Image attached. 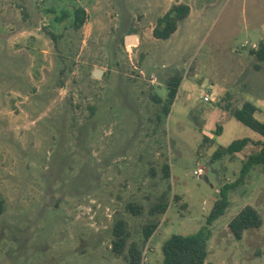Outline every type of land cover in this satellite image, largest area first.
<instances>
[{
    "label": "rangeland",
    "instance_id": "374dc122",
    "mask_svg": "<svg viewBox=\"0 0 264 264\" xmlns=\"http://www.w3.org/2000/svg\"><path fill=\"white\" fill-rule=\"evenodd\" d=\"M181 3L189 15L156 38ZM263 40L264 0H0V264H129L112 248L120 217L142 264H162L171 235L203 227L207 264H264V223L240 240L228 226L247 204L264 218L261 164L207 222L264 141L232 112L250 101L264 121ZM243 138V150L217 152ZM159 202L167 211L152 213Z\"/></svg>",
    "mask_w": 264,
    "mask_h": 264
},
{
    "label": "trees",
    "instance_id": "16d2710c",
    "mask_svg": "<svg viewBox=\"0 0 264 264\" xmlns=\"http://www.w3.org/2000/svg\"><path fill=\"white\" fill-rule=\"evenodd\" d=\"M190 13V6L188 4H175L163 16H161L154 27L153 33L156 38L168 39L178 29V24L181 20L186 18ZM86 11L84 8H77L75 10L74 27L81 28L86 21ZM256 56L264 61V40L260 41L259 48L255 51ZM180 77L177 75L168 82L169 96L171 100L174 98L177 89L180 85ZM257 107L254 103L247 101L241 108L233 109V116L239 121L249 126L264 137V121L256 117L255 113ZM250 142V139L243 138L232 142L226 148L218 149V153L225 152H239ZM261 164L264 167V141L261 142V148L257 153H253L244 162L241 169L240 178L236 183L226 184L221 190V198L217 201L210 215L207 218L208 224H211L218 217L222 216L230 204L228 190L238 182L243 181L250 169L256 165ZM165 175L170 176V165H164ZM178 198V197H177ZM2 208L0 201V209ZM127 210L133 214H140L143 211V206L136 202H129L126 206ZM168 208V203L159 202L152 208V213H165ZM264 223V218L259 210L253 205H245L230 221L229 228L233 233L235 239L240 240L243 237L245 230L250 228L261 227ZM156 224L148 225L144 229L146 237H150L154 231ZM114 239L112 241V248L118 254H123L127 251L129 264H142L143 252L137 241L131 239L129 225L124 217L116 220L113 228ZM210 238V231L208 227H203L197 232L182 235L173 234L163 244V260L162 264H207L209 249L208 240Z\"/></svg>",
    "mask_w": 264,
    "mask_h": 264
},
{
    "label": "water",
    "instance_id": "95a60500",
    "mask_svg": "<svg viewBox=\"0 0 264 264\" xmlns=\"http://www.w3.org/2000/svg\"><path fill=\"white\" fill-rule=\"evenodd\" d=\"M126 39H127V41H129L131 43H135L136 36L135 35H131V36H128ZM93 75L100 78L103 75V70L102 69H99V68H96L94 70V72H93Z\"/></svg>",
    "mask_w": 264,
    "mask_h": 264
},
{
    "label": "built area",
    "instance_id": "2783aa9c",
    "mask_svg": "<svg viewBox=\"0 0 264 264\" xmlns=\"http://www.w3.org/2000/svg\"><path fill=\"white\" fill-rule=\"evenodd\" d=\"M254 48H259V46L257 45V44H254ZM204 100H206V101H210L211 100V97H210V95H208V94H206V95H204ZM196 174H200L201 172H202V169L201 168H199V169H197L196 171Z\"/></svg>",
    "mask_w": 264,
    "mask_h": 264
}]
</instances>
